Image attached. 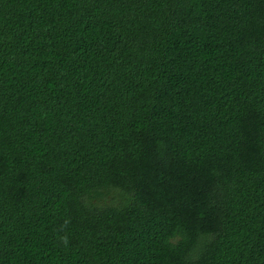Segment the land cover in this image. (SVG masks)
<instances>
[{"label": "trees", "instance_id": "trees-1", "mask_svg": "<svg viewBox=\"0 0 264 264\" xmlns=\"http://www.w3.org/2000/svg\"><path fill=\"white\" fill-rule=\"evenodd\" d=\"M0 264H264V0H0Z\"/></svg>", "mask_w": 264, "mask_h": 264}]
</instances>
